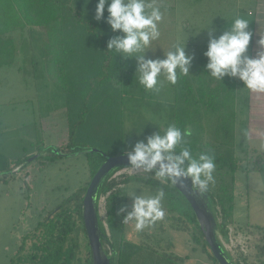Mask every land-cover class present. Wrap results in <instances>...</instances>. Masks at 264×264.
Segmentation results:
<instances>
[{"label": "rangeland", "instance_id": "obj_1", "mask_svg": "<svg viewBox=\"0 0 264 264\" xmlns=\"http://www.w3.org/2000/svg\"><path fill=\"white\" fill-rule=\"evenodd\" d=\"M254 2L256 4V0H146V3L154 4L163 13L158 25L160 36L152 41L151 48L154 51L148 50L146 58L163 59L167 52L184 44L188 54L204 55L209 39L227 30L238 16L249 19L250 28L252 18L238 10L251 7ZM211 28L215 31L210 36ZM41 33L43 29L36 26L23 31V35L30 40ZM26 45L20 46V57L16 64L0 69V264H10L18 255L23 235L48 210L90 180L87 153L53 156L47 149L39 152L42 146L59 148L69 142V124L64 92L52 81L42 54ZM125 66L131 72L122 76V88L135 94L132 101L125 104L124 118V128L127 130L125 137L129 140L124 148L131 151L136 142L146 143L147 138L157 132L154 125L164 127L167 119H161L147 104L148 100L145 99L157 89L148 90L139 83L137 60L127 58ZM131 80L133 83H130ZM158 80V88L170 83L163 73ZM244 132L240 120L233 149L234 155L242 158L239 167L234 171L226 161L215 162L214 182H210L208 188L224 199L234 196V208L230 213L232 223L228 225L230 238L227 241L220 235L226 250L233 259L243 264H264V171H248L244 168L248 160L257 159L248 142L243 140ZM80 143L85 148L94 144L92 141ZM39 153V157L27 163ZM262 157L264 155H260L259 159ZM123 168L116 171L123 170L122 173L113 174L114 180L120 181L131 176L127 171L132 168ZM132 176L148 177L150 181L133 178L121 183L118 213L121 204L127 205V211H131L134 196L129 194L148 197L163 190L165 197L161 203L165 215L162 220L142 231H136L135 221L124 223L125 213H119L117 224L122 230H112L107 221L106 195H102L99 199V215L107 235L105 248L108 253H112L113 247H119L124 234L126 241L141 242L154 250L153 254L162 255L155 259L166 258L161 264H218L203 249V240L193 239L190 223V230L177 227V222L186 223L188 220L174 215L170 198L173 201L177 198L176 186L157 178L155 170L144 172L140 169ZM176 207L182 205L176 204ZM214 209L218 220H222L221 207L216 205ZM147 256L145 251L144 257ZM170 256L180 258L171 261ZM145 263L144 260L140 262ZM150 264L154 263L151 261Z\"/></svg>", "mask_w": 264, "mask_h": 264}, {"label": "trees", "instance_id": "obj_2", "mask_svg": "<svg viewBox=\"0 0 264 264\" xmlns=\"http://www.w3.org/2000/svg\"><path fill=\"white\" fill-rule=\"evenodd\" d=\"M97 2L98 0H0V69L16 64L20 57V46L24 47L26 43V46L30 45L42 54L52 81L65 94L69 142L59 147L64 153L97 147L109 155H117L126 151L124 146L129 141L125 137L127 130L124 128L125 104L132 101L135 94L122 88V76L131 71L125 66L127 58L107 49L108 40L122 33L112 32L107 23V5L104 18L96 19ZM30 26L42 28L43 33L32 36L30 40L23 35V31ZM193 56L188 75L178 74L175 84H163L162 88L145 99L161 119H167L164 127L154 125V129L163 132L169 125L182 130L189 129L190 134L177 146V153L184 147L194 157L207 152L215 158V162L226 161L235 171L242 162V158L233 152L236 146V89L239 78L225 76L222 81L217 80L206 72L207 57ZM89 141L94 143L92 147L79 145L80 142ZM52 148L42 146L39 152L47 149L53 156H58ZM252 151L257 159L248 160L244 168L248 171H264V157L259 159L264 154L255 149ZM87 155L90 180L48 210L23 235L18 255L10 264H94L83 220V199L92 177L105 157L98 152H89ZM116 170L103 182L99 199L106 195L109 228L122 230L117 224L119 195L122 191L120 184L133 178L146 182L150 180L148 177L127 176L116 181L112 178ZM207 190L211 194L213 208L216 205L221 207L222 220H218L215 209L214 212L220 235L228 239L234 196L224 199L209 188ZM176 191L177 198L174 201L170 198L174 215L184 221L188 220L186 223L177 222V227L190 230L191 224L193 239H202L203 249L219 264L192 206L177 187ZM176 204H181L182 207H176ZM99 221L105 246L107 235L100 215ZM143 251H147V257H144ZM154 252L141 242L126 241L122 234L119 247H113L110 256L112 264H140L142 260L145 264H150L151 261L161 264L166 261L164 257L155 259L162 255H155ZM228 254L232 258L229 252ZM169 258L174 261L180 257ZM233 260L236 264H242L237 259Z\"/></svg>", "mask_w": 264, "mask_h": 264}, {"label": "clouds", "instance_id": "obj_3", "mask_svg": "<svg viewBox=\"0 0 264 264\" xmlns=\"http://www.w3.org/2000/svg\"><path fill=\"white\" fill-rule=\"evenodd\" d=\"M106 5V20L112 32L122 33L108 40L107 49L123 58L137 60L136 72L139 73L141 85L148 90L158 89V77L162 73L166 74V79L171 84L177 82L178 74L186 76L190 73L194 56L186 52L185 44L167 52L163 59L146 58L147 51L153 50L152 41L160 36L158 25L163 19V13L159 7L146 3V0H98L97 20L104 18ZM249 22V19L238 16L227 30L218 37L212 36L209 39L204 52L207 57L205 69L217 80L222 81L225 76L237 77L248 90L264 92V50L258 51L255 56L246 54L253 36ZM214 31L215 29H209L210 36ZM258 43L264 49V38ZM189 134V129L182 130L169 125L163 132L150 135L146 143L136 142L131 151H125L128 166L144 172L155 170L157 178L167 180L172 185L183 184L185 179H190L193 188L203 194L209 183L214 182L215 158L207 152L194 157L186 147L177 153V146ZM129 195L134 196L131 211H127V205L121 204L119 213H125L124 223L135 221L136 231H142L164 218L161 203L165 197L163 190L148 197L134 193Z\"/></svg>", "mask_w": 264, "mask_h": 264}, {"label": "water", "instance_id": "obj_4", "mask_svg": "<svg viewBox=\"0 0 264 264\" xmlns=\"http://www.w3.org/2000/svg\"><path fill=\"white\" fill-rule=\"evenodd\" d=\"M53 152L59 155H75L81 153L98 152L105 157V161L92 177L83 199V220L92 250L94 264H112V257L106 251L102 240V230L99 221V191L103 182L108 178L112 171L128 166V157L124 153L109 155L97 147L84 149L78 152L64 153L60 148L54 146ZM41 153L32 156L27 163H30ZM159 165H157V168ZM178 190L186 197L192 206L200 228L208 242L215 259L219 264H236L229 256L224 247L218 228V220L212 206V197L207 190L200 194L193 188L192 181L185 179L183 184L175 185Z\"/></svg>", "mask_w": 264, "mask_h": 264}, {"label": "crops", "instance_id": "obj_5", "mask_svg": "<svg viewBox=\"0 0 264 264\" xmlns=\"http://www.w3.org/2000/svg\"><path fill=\"white\" fill-rule=\"evenodd\" d=\"M244 10L239 8L238 11L242 14L245 13V16H250V19L252 18L250 29L253 32L246 54L255 56L258 51L264 50L258 43L261 38H264V0H256V4L254 2L253 6H247ZM236 110V138L238 121L241 120L245 128L243 140L248 142L251 149L264 153V92H252L243 87V82L238 80ZM250 229L252 230V228Z\"/></svg>", "mask_w": 264, "mask_h": 264}, {"label": "built area", "instance_id": "obj_6", "mask_svg": "<svg viewBox=\"0 0 264 264\" xmlns=\"http://www.w3.org/2000/svg\"><path fill=\"white\" fill-rule=\"evenodd\" d=\"M128 168H129V169H131V167H124L123 169L127 170ZM116 171H117V170H116ZM116 171H115V172H116ZM115 172H114V173H115ZM122 172H123V170H122V171H120V172H116V175H117V174H120V173H122ZM127 172H129V175H131V176H132V175L136 174V172H138V170H134V169H132V170H130V171H127ZM114 173H113V174H114ZM113 174H112V177H113ZM229 229H230V228H229ZM238 236H241V237H243L242 235H238ZM229 238H230V230H229V233H228V239H225V240H227V241H228V240H229ZM221 240H222V238H221ZM222 243H223L224 247L227 249V247L225 246V244H224V242H223V241H222ZM240 256H241V255H240ZM240 263H242V264H243V262H241V261H240Z\"/></svg>", "mask_w": 264, "mask_h": 264}]
</instances>
